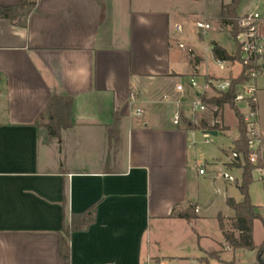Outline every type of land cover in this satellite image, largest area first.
<instances>
[{"label": "crops", "instance_id": "crops-1", "mask_svg": "<svg viewBox=\"0 0 264 264\" xmlns=\"http://www.w3.org/2000/svg\"><path fill=\"white\" fill-rule=\"evenodd\" d=\"M36 3L25 28L0 19V264H66L59 237L85 212L94 223L71 235V264H201L212 252L198 227L214 183L201 179L196 146L198 134L220 132L188 130L174 119L183 112L191 120L195 100L217 96L204 90L210 79L242 71L231 63L221 70L213 53L216 45L234 51L212 30L230 0ZM241 6L240 18L255 13ZM199 22L210 30L198 29ZM263 30L264 16V37ZM191 77L201 79L198 89ZM258 86L264 141V71ZM55 97L73 99L74 126L58 138L47 131ZM208 107L194 117L212 113L231 139L230 108ZM191 206L198 215L189 223L178 215ZM231 210L223 216L232 224ZM223 240L225 253L242 251Z\"/></svg>", "mask_w": 264, "mask_h": 264}, {"label": "trees", "instance_id": "trees-1", "mask_svg": "<svg viewBox=\"0 0 264 264\" xmlns=\"http://www.w3.org/2000/svg\"><path fill=\"white\" fill-rule=\"evenodd\" d=\"M242 0H230L229 4L221 7V13L219 16L221 26L228 28L231 38L235 44L233 53H229L224 48L216 45L213 53L216 60L229 62L231 64H241V51L240 44L236 41V36L243 32V29L239 25L238 10L241 6ZM37 6L36 0H23L19 4L10 7H4L0 5V19H7L16 25L25 28L27 26L30 15L35 11ZM248 67H243L239 76L232 78V88L229 93L216 96L212 99L203 98L202 101L206 105L216 106L221 109L228 106L234 111V114L238 121V138L232 143V150L243 157L242 163L231 164V168L242 170V181L238 184V189L242 195V200L236 202L233 199H229L228 206L235 211V216L232 219L231 230H227L223 218L218 216V222L220 230L226 243L233 250H242L248 252L258 251L259 258L263 257L264 244L261 247H257L254 242V223L257 220L263 222V218L259 212V207L252 204L249 187L255 181L253 177V171L262 166L260 162L258 165L252 163L250 155L253 152L248 145L247 137V124L245 122L244 114L240 108L234 102V93L236 85L247 80ZM50 123L47 126V131L50 136L58 138L63 130L69 129L74 126L73 117V99L70 97H55L53 98L50 106ZM179 118L184 121L188 130H203V131H218L219 125L207 126L204 122L196 126L194 123L184 117L183 112L179 113ZM118 119L115 120V124L109 129L110 139H114L116 136V124ZM223 130V129H222ZM264 167V166H263ZM195 207L191 206L186 213L178 215L179 218L187 220L192 223L197 217L194 213ZM94 223V217L89 212L74 214L71 224L66 226L63 233L59 237V252L66 264H71V250L69 246V239L74 232L83 231L89 228ZM215 254H211L214 256ZM207 259H200L204 261Z\"/></svg>", "mask_w": 264, "mask_h": 264}, {"label": "rangeland", "instance_id": "rangeland-1", "mask_svg": "<svg viewBox=\"0 0 264 264\" xmlns=\"http://www.w3.org/2000/svg\"><path fill=\"white\" fill-rule=\"evenodd\" d=\"M249 10L252 12H259L264 16V0H244L240 10ZM212 30L216 31V39L226 47L235 49L233 39L230 36L229 29L221 26L220 19L216 23H212ZM213 31V32H214ZM264 32V30H263ZM212 34V33H211ZM236 70L239 71L240 67L237 66ZM200 85L202 84L201 79L197 81ZM261 98V107H262V127L264 129V91ZM194 99V95L192 94ZM242 110L245 111V106L241 105ZM185 117L190 118V114H184ZM212 113H207L205 115L191 117V120L194 122V125L198 126L201 122L210 123V126L215 124L220 125L217 120L214 118L212 122ZM194 119V120H193ZM225 122L228 124L232 131L230 132L229 137H224L222 135V130L219 128L220 136L212 137L210 144H206L202 134H198L199 142L196 146V161L195 165L204 169L205 177H201L206 185H213V188L206 189V199L205 203L208 205V210L206 213L207 218L202 220L199 223V232L205 233L209 236L210 239H205L203 246L212 252H207L203 254L201 259H207L201 261V264H259L258 251L248 252V251H239L234 255L232 253H225V247H219V243H222L223 236L219 227V222L217 217L222 214L223 222L227 230H231L232 224L227 220L225 216H232L233 211L227 206L226 201L228 198L234 199L236 202L242 200V195L238 189V184L242 181V170L231 168L229 163V158L231 157L230 146L234 140L238 138V122L236 116L234 115L231 109H227L225 112ZM237 122V128H236ZM183 128H186L184 121H180V125ZM221 126V125H220ZM233 148H231L232 150ZM225 150V152H224ZM226 153V154H225ZM223 158L220 162L218 159ZM216 163V165H212ZM262 166L254 170L253 177L255 181L249 187V195L252 201V204L259 207V212L264 221V184L258 180L259 169L263 168ZM228 173L229 175L235 177L237 181H229L223 177H218V173L221 172ZM208 198V199H207ZM208 202V203H207ZM195 215H198L197 208L194 210ZM225 215V216H223ZM254 242L255 245L259 248L264 244V224L262 221L257 220L254 223ZM215 250V251H214ZM211 254H215L211 256ZM264 262V254L262 257Z\"/></svg>", "mask_w": 264, "mask_h": 264}, {"label": "built area", "instance_id": "built-area-1", "mask_svg": "<svg viewBox=\"0 0 264 264\" xmlns=\"http://www.w3.org/2000/svg\"><path fill=\"white\" fill-rule=\"evenodd\" d=\"M262 22V15L260 13H251L239 20L240 28L243 29L239 35L236 36V41L240 44L242 63L239 64L241 68L248 67L246 73L247 80L236 85L234 93V102L237 106H245L246 110L244 114L245 122L247 124V137L249 148L253 151L250 155V159L253 164L258 165L260 162L264 163V141L261 136L260 128V115H259V86L258 81L264 71V37L261 35L260 27ZM197 28L204 31H209L211 26L208 23H197ZM180 30V28H178ZM184 48V45H180ZM217 66L221 70H225L229 62L216 60ZM238 64V63H237ZM189 85L193 89L200 87L197 79L191 77L189 79ZM214 89L217 96L229 93L232 88L231 79L217 80L210 79L205 83L204 90ZM178 91L184 92V87L181 85L178 87ZM209 109L208 105L204 104L201 99L195 100L191 105L192 116H196L200 113H205ZM140 114V112H138ZM174 125H180V118L177 114L174 119ZM204 141L206 144L211 143L213 134L211 132H205ZM242 155L232 151L230 164L242 163ZM258 180L264 184V167L259 169ZM200 175H205L204 169L199 170ZM223 177L229 181H236V179L225 173L224 171L218 173V177Z\"/></svg>", "mask_w": 264, "mask_h": 264}, {"label": "water", "instance_id": "water-1", "mask_svg": "<svg viewBox=\"0 0 264 264\" xmlns=\"http://www.w3.org/2000/svg\"><path fill=\"white\" fill-rule=\"evenodd\" d=\"M212 134H214V136H216V135H217V133H215V132H214V133H212ZM259 264H264V262H263V260H262V258H261V257L259 258Z\"/></svg>", "mask_w": 264, "mask_h": 264}]
</instances>
